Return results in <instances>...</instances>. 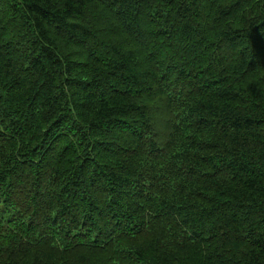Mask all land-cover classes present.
<instances>
[{
	"label": "trees",
	"instance_id": "1",
	"mask_svg": "<svg viewBox=\"0 0 264 264\" xmlns=\"http://www.w3.org/2000/svg\"><path fill=\"white\" fill-rule=\"evenodd\" d=\"M263 158L264 0H0V264H264Z\"/></svg>",
	"mask_w": 264,
	"mask_h": 264
},
{
	"label": "bare ground",
	"instance_id": "2",
	"mask_svg": "<svg viewBox=\"0 0 264 264\" xmlns=\"http://www.w3.org/2000/svg\"><path fill=\"white\" fill-rule=\"evenodd\" d=\"M23 13V12H22ZM111 18V17H110ZM115 18H113V20H114ZM116 20V19H115ZM121 20V19H120ZM116 22H117V20H116ZM144 25V24H143ZM217 25V24H216ZM212 26V25H211ZM214 26H215V24H214ZM26 27V26H25ZM212 28V27H211ZM216 29V28H215ZM218 29V28H217ZM209 32V31H208ZM214 34V32H211V34ZM140 34V33H139ZM137 36V35H136ZM78 46V45H77ZM187 46V45H186ZM196 46V45H195ZM104 47V46H103ZM78 51V50H77ZM150 52V51H149ZM62 53V52H61ZM63 55V54H62ZM155 56V55H154ZM70 57H71V55H70ZM149 57V56H148ZM145 59V58H144ZM73 60V59H72ZM150 62V61H149ZM30 64V63H29ZM69 64H71V63H69ZM149 64V63H148ZM67 67V66H66ZM262 72V71H261ZM39 84V83H38ZM28 87V86H27ZM3 91V90H2ZM30 95V94H29ZM144 97V96H143ZM246 99V98H245ZM22 106V105H21ZM188 107V106H187ZM24 109V108H23ZM174 110V109H173ZM198 112V111H197ZM189 113V112H188ZM171 114V113H170ZM164 116V115H163ZM204 116V115H203ZM198 117H200V116H198ZM205 117V116H204ZM55 118V117H54ZM197 118V117H196ZM174 119V118H173ZM190 119V118H189ZM51 120V119H50ZM203 122V121H202ZM175 123V122H174ZM192 123V122H191ZM168 124V123H167ZM170 124V123H169ZM194 125V124H193ZM174 126V125H173ZM198 126V125H197ZM194 127V126H193ZM199 127V126H198ZM231 128V127H230ZM149 129V128H148ZM171 130V129H170ZM184 130V129H183ZM210 130V129H209ZM263 130V129H262ZM171 131H173V130H171ZM178 132H179V130H178ZM233 134V133H232ZM231 134V135H232ZM260 134V133H259ZM180 137V136H179ZM231 137H233V136H231ZM229 142V141H228ZM226 143V142H225ZM123 152V151H122ZM133 154V153H132ZM247 155V154H246ZM242 156V155H241ZM125 157V156H124ZM229 157V156H228ZM254 157V156H253ZM132 158V157H131ZM246 158V157H245ZM250 159V158H249ZM264 159V158H263ZM233 160V159H232ZM247 161V160H246ZM250 161V160H249ZM236 162V161H235ZM248 162V161H247ZM229 163V162H228ZM234 163V162H233ZM235 164V163H234ZM241 164V163H240ZM251 166V165H250ZM129 167V166H128ZM230 167H232V166H230ZM236 167V166H235ZM126 168V167H125ZM132 168H134V167H132ZM129 169V168H128ZM238 169V168H237ZM242 169V168H241ZM251 169V168H250ZM209 170V169H208ZM231 171H233V170H231ZM117 172V171H116ZM229 173V172H228ZM238 174V173H237ZM249 174V173H248ZM239 175V174H238ZM242 175V174H241ZM118 176V175H117ZM253 176H254V174H253ZM130 177H132V175H130ZM247 180V179H246ZM257 180V179H256ZM228 182V181H227ZM251 182V181H250ZM236 183V182H235ZM230 184V183H229ZM232 185H234V183L232 184ZM241 185V184H240ZM258 185V184H257ZM247 187V186H246ZM256 187V186H255ZM117 189V188H116ZM123 191V190H122ZM113 193V192H112ZM228 198V197H227ZM40 211V210H39ZM171 247V246H170Z\"/></svg>",
	"mask_w": 264,
	"mask_h": 264
}]
</instances>
